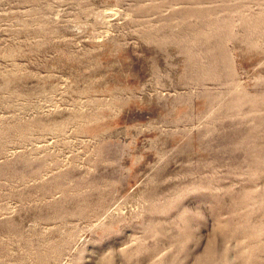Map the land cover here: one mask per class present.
Instances as JSON below:
<instances>
[{
	"label": "rangeland",
	"instance_id": "obj_1",
	"mask_svg": "<svg viewBox=\"0 0 264 264\" xmlns=\"http://www.w3.org/2000/svg\"><path fill=\"white\" fill-rule=\"evenodd\" d=\"M0 264H264V0H0Z\"/></svg>",
	"mask_w": 264,
	"mask_h": 264
}]
</instances>
